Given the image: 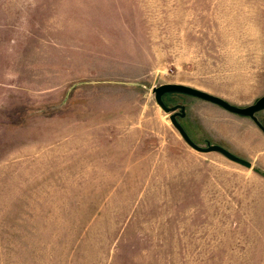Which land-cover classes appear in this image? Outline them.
<instances>
[{
    "label": "rangeland",
    "instance_id": "rangeland-1",
    "mask_svg": "<svg viewBox=\"0 0 264 264\" xmlns=\"http://www.w3.org/2000/svg\"><path fill=\"white\" fill-rule=\"evenodd\" d=\"M165 84L264 97V0H0V264H264V132Z\"/></svg>",
    "mask_w": 264,
    "mask_h": 264
},
{
    "label": "water",
    "instance_id": "water-1",
    "mask_svg": "<svg viewBox=\"0 0 264 264\" xmlns=\"http://www.w3.org/2000/svg\"><path fill=\"white\" fill-rule=\"evenodd\" d=\"M172 93H178V94H185L188 96H192L201 100H204L206 102L218 105L225 109L226 111L250 118L254 121V123L264 132V126L259 121L258 117L256 116L259 112L264 110V97L257 100V102L251 106L248 107H238L235 105L230 104L223 98H220L218 96L209 94L207 92L192 88L190 86L182 85V84H165L158 87L153 88V94L155 95V100L157 105L168 115H170V121L173 124V126L176 128V130L180 133L181 137L184 139V141L195 151L200 153H210V152H218L224 155L229 160L240 164L246 168H252V163L250 161H247L243 158H240L236 156L235 154L231 153L227 149L223 148L219 145H211L209 144L207 147H201L197 145L188 135L186 130L179 124L177 117L178 116H185L186 111L185 107L178 106L181 109V112L176 113L175 111L178 109V107H169L164 102V96L166 94H172Z\"/></svg>",
    "mask_w": 264,
    "mask_h": 264
},
{
    "label": "flooded vegetation",
    "instance_id": "flooded-vegetation-1",
    "mask_svg": "<svg viewBox=\"0 0 264 264\" xmlns=\"http://www.w3.org/2000/svg\"><path fill=\"white\" fill-rule=\"evenodd\" d=\"M178 106H183V107H185L184 105H176V106H174V107H178ZM180 107H178V109L175 111L176 113H180L181 112V109H180ZM185 111H186V108H185ZM184 117H186V115L185 116H178L177 117V120H178V122H179V124L184 128V126L182 125V123L180 122V119H182V118H184ZM185 129V128H184ZM191 138V137H190Z\"/></svg>",
    "mask_w": 264,
    "mask_h": 264
}]
</instances>
